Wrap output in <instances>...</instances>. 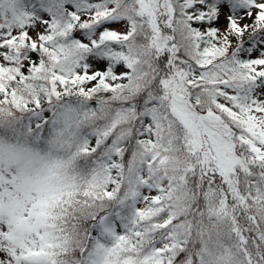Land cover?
<instances>
[{
  "label": "snow or ice",
  "instance_id": "snow-or-ice-1",
  "mask_svg": "<svg viewBox=\"0 0 264 264\" xmlns=\"http://www.w3.org/2000/svg\"><path fill=\"white\" fill-rule=\"evenodd\" d=\"M0 264H264V0H0Z\"/></svg>",
  "mask_w": 264,
  "mask_h": 264
}]
</instances>
